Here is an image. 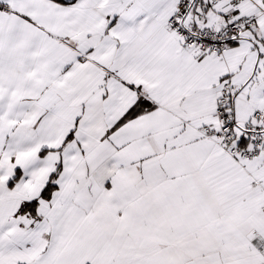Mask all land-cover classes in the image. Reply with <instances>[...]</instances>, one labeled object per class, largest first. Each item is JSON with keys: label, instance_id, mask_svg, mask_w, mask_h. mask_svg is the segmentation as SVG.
<instances>
[{"label": "snow or ice", "instance_id": "1", "mask_svg": "<svg viewBox=\"0 0 264 264\" xmlns=\"http://www.w3.org/2000/svg\"><path fill=\"white\" fill-rule=\"evenodd\" d=\"M0 264H264V0H0Z\"/></svg>", "mask_w": 264, "mask_h": 264}]
</instances>
